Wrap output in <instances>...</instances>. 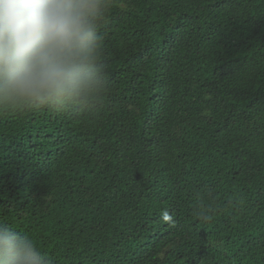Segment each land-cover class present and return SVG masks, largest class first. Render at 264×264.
<instances>
[{"label": "trees", "instance_id": "obj_1", "mask_svg": "<svg viewBox=\"0 0 264 264\" xmlns=\"http://www.w3.org/2000/svg\"><path fill=\"white\" fill-rule=\"evenodd\" d=\"M103 4L92 95L0 103V223L50 264H264V0Z\"/></svg>", "mask_w": 264, "mask_h": 264}, {"label": "clouds", "instance_id": "obj_2", "mask_svg": "<svg viewBox=\"0 0 264 264\" xmlns=\"http://www.w3.org/2000/svg\"><path fill=\"white\" fill-rule=\"evenodd\" d=\"M103 11V0H0V103L92 95L102 84L96 49ZM0 264L50 261L29 235L0 223Z\"/></svg>", "mask_w": 264, "mask_h": 264}]
</instances>
